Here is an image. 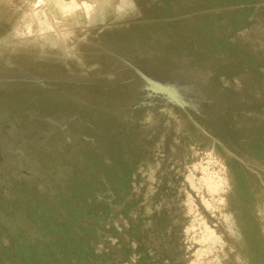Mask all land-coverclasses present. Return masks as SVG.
Instances as JSON below:
<instances>
[{
    "label": "rangeland",
    "instance_id": "1",
    "mask_svg": "<svg viewBox=\"0 0 264 264\" xmlns=\"http://www.w3.org/2000/svg\"><path fill=\"white\" fill-rule=\"evenodd\" d=\"M111 1L120 12L76 30L86 65L31 55L0 74V264H234L232 217L189 180L215 149L264 264V0ZM30 2L0 0V40ZM138 70L176 87L201 144L176 122L165 150L174 109Z\"/></svg>",
    "mask_w": 264,
    "mask_h": 264
},
{
    "label": "bare ground",
    "instance_id": "2",
    "mask_svg": "<svg viewBox=\"0 0 264 264\" xmlns=\"http://www.w3.org/2000/svg\"><path fill=\"white\" fill-rule=\"evenodd\" d=\"M96 4H97V7L95 8L93 7V5H89L86 3L84 4V6H81L78 3H76L74 0L73 1L71 0H31V2L29 3V5L31 6L30 12L26 13L20 19L19 23L15 26L13 33L9 37H5L0 40V74H2L3 71L8 69V66L9 67L12 66L14 60H16L18 57L25 56L26 58V56H31V55L32 56L38 55L39 59L42 58L44 60L50 55L57 56L61 54L62 58H60V60L63 59L64 65H66L67 67L71 69H73L74 67H77L76 65H80V64L86 65L85 64L86 59L83 57V50L85 49V46H86L84 44H86L87 42L83 43V40H79L78 36L82 32L76 31V30L78 28L83 29L87 22L95 23L98 18H100L103 21L110 19L112 17V14L114 13L111 0H101V1L97 0ZM120 10L121 9H119L118 11L120 12ZM129 14H130L129 16L135 15L134 9H132V11ZM15 17L17 16L15 15L14 18ZM120 18L121 17L118 16L117 20ZM8 22L9 20L3 21L0 19V23L4 24V27L7 25ZM18 54L21 56H18ZM141 76L144 78L147 84V87H148L147 89H149L151 92H154L155 94H160L162 96H168V98H173L175 100V96H172V92L166 89L164 86L159 85L158 83L154 82L151 78H149L147 75L143 73H141ZM9 97L10 95H8L5 98L7 106H9V102H10ZM144 104L145 103H143V105ZM6 105L0 104V110L8 109ZM59 111L64 112V110L62 109ZM69 114H71V112ZM183 126H185V128L188 129L190 125L183 123ZM201 133L202 132H199L196 129H190V127L188 129V134H189L188 136L193 140V142L196 145L201 144V141L203 140L201 137ZM216 152L217 151L215 149L208 156L209 160L206 163L207 167H205L204 163H199L198 165L194 167V169L191 171V175L189 176V180L191 183L194 184L195 188L200 192V194H203V195L207 194L209 199L213 200V202H216L218 198L220 209L223 210L224 215H226V217H229V216L232 217V219L227 218V222H228L227 229H230L231 232H234L235 230H237L240 234L239 236L240 238L233 239L231 241L228 238V234H226L224 231H221L220 229L221 235H223L222 238H225V240L228 241L229 258L234 261V264H251L253 249L249 248L242 239V232L239 226V216H238L239 214L236 209V205L241 204V198L239 197V194L236 191V186L234 187V184L230 185L229 183V172H230L229 164L227 163L226 160L218 157ZM163 176L164 175L161 174L157 179V184H158V181H160L158 184L159 187L161 185H164ZM228 187H229V190H228ZM226 193L228 195H227V198L225 199L224 195ZM205 199L207 198L205 197ZM167 223L168 222H165V225H167ZM198 229L199 228L197 226L194 227L195 231H197ZM205 234L206 235L211 234L213 236L215 235V232L213 233L210 228H207ZM233 258H238L239 262L235 261ZM226 264H233V263L227 262Z\"/></svg>",
    "mask_w": 264,
    "mask_h": 264
},
{
    "label": "crops",
    "instance_id": "3",
    "mask_svg": "<svg viewBox=\"0 0 264 264\" xmlns=\"http://www.w3.org/2000/svg\"><path fill=\"white\" fill-rule=\"evenodd\" d=\"M112 7H113V3H112ZM119 9H121V8H116L115 10H114V12H116L117 10H119ZM134 13H135V15H138V10L137 9H134ZM133 16V15H132ZM166 57H167V54H166V56H163L162 57V59H159L160 60V62H162V61H165V59H166ZM153 62H156L155 60L153 61ZM77 68V67H76ZM138 72H139V75L141 76V73H143V72H141V71H139L138 70ZM144 74V73H143ZM146 75V74H145ZM171 75V74H170ZM148 76V75H147ZM149 78H151L154 82H156V83H158L159 85H162V86H164L166 89H168L169 91H171L172 92V96H175V100L173 99V98H168V96H162V95H160V94H156V95H160L161 97H163V98H165V100L169 103L170 102V104L172 105V109H174V119L173 120H175V122L174 121H172V120H170V119H167V123L165 122H163L162 120H159L158 121V125H159V127L162 125L163 127H166V131L164 130V136H162V138H163V144L164 145H166L164 148H165V150H171V142L172 141H170L169 139H168V137H169V135H170V133L171 134H173V132H175V130L177 131V128H176V122L179 124L178 125V128L179 129H184L185 131H187V128H185V126H183V123H186V124H188V125H190V123L184 118V116H183V114H182V112H181V110L183 109L184 111H186L187 109H186V103L182 100V98L180 97V95H179V91L176 89V87L175 86H172V85H170V84H165V83H162L161 81H157L156 79H154L153 77H151V76H148ZM141 78L142 79H144L142 76H141ZM176 104V105H175ZM178 104V105H177ZM187 112V111H186ZM188 113V112H187ZM191 117V116H190ZM192 118V117H191ZM179 121V122H178ZM194 122H195V120H194ZM157 123V122H156ZM156 126H157V124H156ZM161 126V127H162ZM191 126V125H190ZM161 127H160V129H161ZM192 127V126H191ZM198 128H199V130L202 132V133H204L205 135H207L208 133L205 131V130H203L202 129V127L198 124ZM188 132V131H187ZM173 138V137H172ZM185 140L187 141L188 139H186L185 138ZM161 144V143H160Z\"/></svg>",
    "mask_w": 264,
    "mask_h": 264
}]
</instances>
